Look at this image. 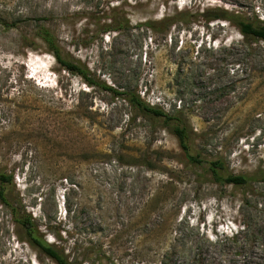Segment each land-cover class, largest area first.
Returning <instances> with one entry per match:
<instances>
[{"label":"rangeland","instance_id":"374dc122","mask_svg":"<svg viewBox=\"0 0 264 264\" xmlns=\"http://www.w3.org/2000/svg\"><path fill=\"white\" fill-rule=\"evenodd\" d=\"M264 19V0H0V171L7 197L79 264H264V43L242 44L204 9ZM192 15L167 32L140 25ZM127 20L118 32L99 24ZM198 20V21H197ZM89 71L60 69L40 39ZM184 118L189 163L162 120L127 97ZM220 161L246 187L219 185ZM0 204V264H54Z\"/></svg>","mask_w":264,"mask_h":264},{"label":"trees","instance_id":"16d2710c","mask_svg":"<svg viewBox=\"0 0 264 264\" xmlns=\"http://www.w3.org/2000/svg\"><path fill=\"white\" fill-rule=\"evenodd\" d=\"M191 17L192 15L188 13V11H180L172 15H167L160 21L147 20L143 22L140 27L142 26L153 32H167L174 25L188 23ZM198 18H200L199 20L203 21L204 24H210L216 21L228 23L237 30L242 38V44L245 47H250L252 43H264V19L254 16L248 17L223 8L204 9L198 14ZM127 23L125 19H111L102 24L98 23L97 25L101 27L103 30L102 32L107 33L112 31L118 32L122 30ZM40 39L45 43L47 51L54 57L61 70L68 74L78 76L88 87L94 85V82L90 79L88 69L79 62H75L64 56L55 38L47 30L42 29L40 31ZM104 89L114 96H123L124 99L127 97L129 104L138 111L162 120L168 131L176 138L186 160L191 164L202 163L198 154L193 155L197 135L192 131L189 123L184 118V108L178 106L172 114H169L161 108L151 107L145 104L140 100L139 96L129 95L128 97V94L115 91L106 86H104ZM208 167L214 182L219 185L246 187L250 185L254 179L247 175H234L230 173L220 161L209 162ZM10 185H12V177L0 171V204L11 210L13 222L24 235L25 242L54 264H78L76 259L73 260L65 253V250L53 244H49L45 238L39 234L38 228L34 225L30 215H26L23 212L21 215L17 214L16 210L10 208L7 197V191ZM94 255L99 264H103L102 260L104 256L100 254V251H95Z\"/></svg>","mask_w":264,"mask_h":264}]
</instances>
